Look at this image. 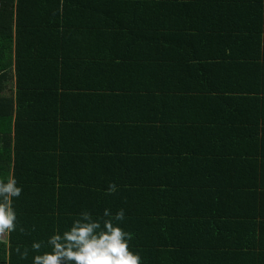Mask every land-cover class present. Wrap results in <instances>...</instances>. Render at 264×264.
<instances>
[{
	"label": "trees",
	"instance_id": "16d2710c",
	"mask_svg": "<svg viewBox=\"0 0 264 264\" xmlns=\"http://www.w3.org/2000/svg\"><path fill=\"white\" fill-rule=\"evenodd\" d=\"M10 175L23 191L0 264H32L106 208L124 209L142 264H219L204 253L213 218L244 230L225 261L264 264V0H0Z\"/></svg>",
	"mask_w": 264,
	"mask_h": 264
},
{
	"label": "clouds",
	"instance_id": "9594fccd",
	"mask_svg": "<svg viewBox=\"0 0 264 264\" xmlns=\"http://www.w3.org/2000/svg\"><path fill=\"white\" fill-rule=\"evenodd\" d=\"M116 190L114 183L109 184L106 194ZM22 191L14 176L0 179V233L15 230L17 213L13 200ZM124 220V209L113 216L106 208L103 218H94L85 210L72 219L66 230H57L48 237L46 246L50 250L35 255L32 264H142L140 253L130 248L132 234L121 227ZM41 247L39 242L32 244L37 252Z\"/></svg>",
	"mask_w": 264,
	"mask_h": 264
},
{
	"label": "crops",
	"instance_id": "0c3cea01",
	"mask_svg": "<svg viewBox=\"0 0 264 264\" xmlns=\"http://www.w3.org/2000/svg\"><path fill=\"white\" fill-rule=\"evenodd\" d=\"M189 47L192 46H187L184 48L188 51V54L191 55V51L189 49ZM201 50H205L204 48H199ZM207 51V50H205ZM196 55V53H195ZM197 56V55H196ZM15 70L14 68H12V84L10 83L9 86L7 84V81L10 79H7L5 81H3V89H5V91L7 93H10L11 91L13 92L15 90ZM58 97V96H57ZM65 98V97H64ZM64 98L62 99H57L56 101V106L58 107V110L61 109V107L63 105H65L64 107L68 109V104L70 101V97L69 99L65 100ZM51 100L50 98L46 100V102L42 105V108L46 109V106H48V108H51ZM87 111V110H86ZM88 113V112H87ZM87 113H85V116L87 117ZM14 117V115H13ZM77 116H73L70 118V122H73L74 125V129L78 130V133H73V135L77 136V139L81 140L82 139V128L80 127V124L84 121L81 118H76ZM243 219H246L244 217H242ZM229 219L228 218H213L210 220L209 223L213 224V231H211V229L209 230L207 228L208 233L210 234V236L207 237H203L206 242H207V250L204 252L205 255L212 259H215V262L217 261L219 264H235L233 263V261L231 260L232 258H230V260L225 261V259H227V257L229 256V254L236 252V250H234V246L237 243V239L238 237L241 235V233L244 231L243 229H240L238 227V224L232 228V225L229 223ZM233 222H235L236 220H232ZM239 228V229H238ZM246 249L241 250L237 255H239V258H241L240 256H245V251ZM225 253V254H224ZM221 254V255H220Z\"/></svg>",
	"mask_w": 264,
	"mask_h": 264
},
{
	"label": "rangeland",
	"instance_id": "374dc122",
	"mask_svg": "<svg viewBox=\"0 0 264 264\" xmlns=\"http://www.w3.org/2000/svg\"><path fill=\"white\" fill-rule=\"evenodd\" d=\"M7 84H8V86H9V84H10V81H9V80L7 81ZM6 231H7V230H6ZM6 231L0 233V239H4V238L6 237Z\"/></svg>",
	"mask_w": 264,
	"mask_h": 264
}]
</instances>
